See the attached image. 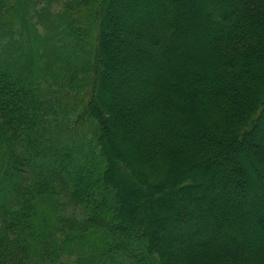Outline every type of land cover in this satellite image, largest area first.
Instances as JSON below:
<instances>
[{"label": "trees", "instance_id": "obj_1", "mask_svg": "<svg viewBox=\"0 0 264 264\" xmlns=\"http://www.w3.org/2000/svg\"><path fill=\"white\" fill-rule=\"evenodd\" d=\"M60 1L0 0V264H264L224 216L264 231V0ZM185 92L207 132L168 117ZM144 162L162 215L122 182Z\"/></svg>", "mask_w": 264, "mask_h": 264}, {"label": "rangeland", "instance_id": "obj_2", "mask_svg": "<svg viewBox=\"0 0 264 264\" xmlns=\"http://www.w3.org/2000/svg\"><path fill=\"white\" fill-rule=\"evenodd\" d=\"M63 1L66 2V1H70V0H61L60 3L62 4ZM199 1L201 3L200 8L201 7L203 8V1L197 0V2H199ZM168 2H176V0H169ZM60 3H56L54 5V7L59 6ZM153 15H155V14H153ZM159 18H162V17H159ZM174 20L176 21V18L175 19L173 18V21ZM205 50H207L206 53H204L203 55H199V57H198L199 60L210 61L209 54L211 55L212 58H216L215 53H213L209 44L205 47ZM208 75L210 76L209 82H211L210 79L211 80H213L214 78L217 79V73H215V71H214V73H208ZM79 78H80V75H79ZM218 78L220 79V81H222L221 77L218 76ZM215 82H216V80H213L214 84H215ZM182 94L184 95V96H182V98L184 99L185 103L189 105V108L181 110V109H177L175 107L172 109V107H173L172 105H171V108L170 107H169V109L167 108L168 112H169L168 117L171 119L172 124L175 123L176 126L184 125V126L180 127L183 135H186V133L190 130V128H192L191 131H193L197 128L199 131L207 132V130H205V127H202V125H201L203 123V121H201V120H203L201 117V111H202L201 107L197 103L194 102V100L191 98L189 93L185 92ZM105 128H106V130L110 131L109 134L114 133L113 132L114 128H112V126L110 124L107 123L105 125ZM107 136L108 135H106V138H107ZM111 140H112L111 143H109L110 146L107 143H104V146H105V148H107L109 150V152H108L109 158H111L112 161H115L117 163L118 167L121 168V172L123 173V169L125 168V166H124V164L120 163L119 160L115 159V157H114L115 155H113L111 148H113V147L117 148L119 157H125V155L126 156L130 155L129 151H127V149L124 150L125 148H127V146L131 147L130 140L128 138L124 139V136H123V140H122V138L121 139H115L114 137H111ZM124 140L127 143L124 142ZM261 143H262L263 148H264V141ZM246 147H247V145H245V143L242 147H239V148H241V150L240 149L237 150L238 154L240 152L244 151ZM251 148H252V146H251ZM218 157H220V156H218ZM216 162H218L217 159H212L209 162V165H208L209 168L204 167V172H203L204 175L205 174L208 175L209 172L211 173L212 171L220 170L219 163L217 165ZM145 164H146V162L142 163V165H139V166L134 165L133 166V172L131 174L126 173V175L122 176V182H123L125 188H127V190L130 192V195L132 198V204L131 203L130 204L133 206L136 214H137V212H139L141 210L145 211V210H148L151 208V210H153L157 215H162L164 210H163V206H162L163 204L161 202H159V204H158V202H156L155 200H153V199L150 200L149 197L146 194H144V192L138 193L137 187L139 188V186L141 185V182L137 180V178H138L137 171L139 170L140 172H143ZM202 164H203V161H200V162L197 161L196 166L201 167ZM49 173H51L52 175H55L57 177L60 176L59 172H57L56 170L50 171ZM248 173H249V176H252V174H253V172H252V174L250 172H248ZM255 173H259V172L255 171ZM196 190L198 191V189H196ZM244 209L247 210L248 213H251L252 216H256V219L255 218L249 219V217H244L245 215H243L242 216L243 219L240 221V219L237 218V216L234 214H232V215L230 214V216L234 217V219H232L228 214L224 215L226 221L228 223H231L230 224L231 229H227V231L229 230L228 232H229V234H231L232 238L238 239V235L235 234V231L238 230V226L241 227V236L245 238V240L248 244H251V246H253L252 253L255 252L256 248H261L262 251H264V231L260 230V224L257 222L260 220V219L258 220V218L261 216V214L263 212L262 207H259V204H258V206H245ZM230 218H231V220H229ZM238 219H239V222H238ZM232 220L233 221L237 220L238 223L233 222ZM154 229H156V228H154ZM155 231L157 232V235L159 236V238H161V240H165L164 234L161 231H159V229H156ZM214 232L219 233L220 230H218V231L215 230ZM166 244H168V245H165V247L163 246V249H162L163 255H167L169 253V251L171 252V250L173 249V248H171L172 246L168 242H166ZM263 260H264V253H263Z\"/></svg>", "mask_w": 264, "mask_h": 264}]
</instances>
